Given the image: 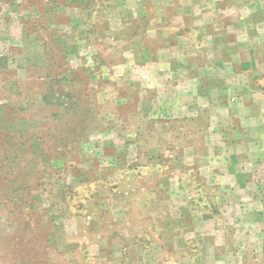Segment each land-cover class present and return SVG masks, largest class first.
Listing matches in <instances>:
<instances>
[{"label": "rangeland", "instance_id": "rangeland-1", "mask_svg": "<svg viewBox=\"0 0 264 264\" xmlns=\"http://www.w3.org/2000/svg\"><path fill=\"white\" fill-rule=\"evenodd\" d=\"M156 1L0 0V264H202L177 220L190 177L217 205L200 121L157 119L139 76ZM238 256L209 264H264V242Z\"/></svg>", "mask_w": 264, "mask_h": 264}, {"label": "crops", "instance_id": "crops-1", "mask_svg": "<svg viewBox=\"0 0 264 264\" xmlns=\"http://www.w3.org/2000/svg\"><path fill=\"white\" fill-rule=\"evenodd\" d=\"M152 12L134 14L152 49H142L139 76L146 87L167 92L157 97L164 104L157 119H199L196 135L206 152L201 167L214 168L217 181L211 193L218 206L211 211L192 205L207 192L192 177L185 181L193 190L178 209V229L197 245V262L239 258L245 246L264 242V183L257 169L264 164V124L255 109L256 97L264 96V0H157ZM202 119L211 124L210 140L201 137Z\"/></svg>", "mask_w": 264, "mask_h": 264}, {"label": "trees", "instance_id": "trees-1", "mask_svg": "<svg viewBox=\"0 0 264 264\" xmlns=\"http://www.w3.org/2000/svg\"><path fill=\"white\" fill-rule=\"evenodd\" d=\"M45 101H47V100H45Z\"/></svg>", "mask_w": 264, "mask_h": 264}]
</instances>
